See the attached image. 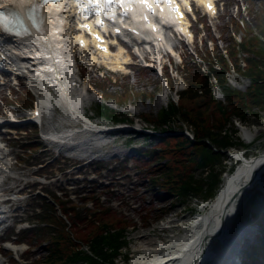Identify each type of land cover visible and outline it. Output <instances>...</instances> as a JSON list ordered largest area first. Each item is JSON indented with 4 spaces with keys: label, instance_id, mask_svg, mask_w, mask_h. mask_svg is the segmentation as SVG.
I'll list each match as a JSON object with an SVG mask.
<instances>
[{
    "label": "rangeland",
    "instance_id": "obj_1",
    "mask_svg": "<svg viewBox=\"0 0 264 264\" xmlns=\"http://www.w3.org/2000/svg\"><path fill=\"white\" fill-rule=\"evenodd\" d=\"M248 0H222V3L220 4V13L219 16L212 17V18H206L203 19L204 27L201 29L202 26L195 25V29L197 30V40L193 44H188L187 46L182 47L179 50L183 51L185 50L186 54L188 52L194 53V49L196 46H202V40L205 41L207 38V33L209 29L212 30V32L216 35V37L219 38V28L228 20H230V14L233 15V17H237L239 13L238 7L246 14L245 7L247 6ZM252 1V0H251ZM257 6L259 5L258 1ZM201 18V16H200ZM201 20V19H200ZM227 21V22H228ZM232 30L235 31L237 37H241V32H236V29ZM199 42V44H197ZM211 45V43H209ZM220 47L223 48L225 44L223 42L219 43ZM195 54V53H194ZM158 58H161L160 55H155ZM141 58H144V55H141ZM173 60V59H172ZM176 63L179 62V58L176 57L175 60ZM142 61L139 58L136 63L140 64ZM161 62H164L165 64L169 63V59L164 58L161 60ZM156 69L149 68L144 69L142 67H135L132 68L131 73H118V74H111V73H105V77L107 79H112L109 82V90L107 93L109 94H116L120 95L121 93L125 92V87H121L124 84H127L130 88H132L135 91L134 96L129 97L127 99H124L122 102L124 104L123 107H119L117 103L114 104L112 97H109L105 92V96L107 98L100 99V98H94L92 96H88V101H92L93 107L100 102L106 101L111 106L117 107L120 111L124 113H128L131 117L135 118L136 121L134 123H142L147 124L149 127L150 125L144 120L143 115L147 114H156L163 106L167 105L169 99L174 96L175 92H169L167 88L164 89L163 93L157 94L153 99L148 98L147 100H144L141 96H139L137 93L139 91H147V92H154L155 86L157 85L156 78L157 76H160V65L155 64ZM99 73H97L96 69H89L87 68L85 73V82L81 84V87H89L90 84L93 82L95 83L94 78L97 77ZM103 74V73H101ZM230 83L241 90H245L248 87L247 81L242 79L241 77L237 76L235 73L229 75ZM181 82V81H180ZM179 82V83H180ZM121 85V86H120ZM8 88L6 86L0 85V112L5 113L8 110H12L16 113H19L21 115L25 114L26 116L30 113L29 109H23L21 106L13 105L10 107H5L3 104V100L5 96H8L9 94ZM219 96V92H216ZM11 96V94L9 95ZM24 95L22 93L19 94L18 99H22ZM121 97V96H119ZM14 99L16 97H13ZM13 103V101H12ZM256 115H249L247 122L248 124H263L264 125V110L260 111L258 109H255ZM259 111V112H258ZM90 115H93V113H89ZM25 116V117H26ZM65 122H68V118L61 113L59 110H51L50 114L46 116L45 114L42 115L40 119V125H39V131L37 129L33 130V127L30 126V124L22 125L20 126V130L18 131L23 136H29L31 138H38L39 141L42 143V139L40 138V132H45L46 130H52L53 128H59L62 125L65 124ZM241 123L239 120L234 121V128L237 129L238 132V126H240ZM68 127V126H67ZM227 133H231L230 129L232 130L233 126L228 125L227 127ZM128 131H120L116 134L106 135L103 138L96 139L94 137H88L85 132L79 133L76 136H74V139L66 138L67 142H73V146L71 145H55L50 143H45V150L38 152L36 155H32L26 159L25 162L22 164H17L15 161L17 157L21 156L16 150L11 149L9 147H5L3 143L0 144V192L3 190H6V188H12L15 183H28L31 186V183L36 180V178L41 181L40 185H44L45 187L49 189L56 188L54 184L57 186L60 184L61 181H63V184L68 183L70 179H75L82 181L85 178L91 179V178H98L100 181H103L105 179L93 174V170L91 169L88 162L91 158L95 157L96 160L103 159L105 160V165H109L111 163H114L116 159L120 158L121 160L127 159V161H130L132 159V156L134 153H137L139 151L147 150L151 148L153 145H156L159 142V139H156L154 137H150L149 135H143L139 133H127ZM225 134V133H224ZM103 135V134H102ZM230 135V134H229ZM263 136V137H262ZM260 139H258L255 144L252 146H249L250 155H259L264 153V135H262ZM4 139L7 138V136H3ZM134 140L131 144H129L128 139L133 138ZM231 138L234 143L239 144V138L238 135L232 134ZM64 140V141H65ZM219 149L217 153L220 155V159L217 160L214 165L208 169V170H199L196 172V178L203 180V189L199 190V193L194 194L192 197L187 198V202L185 204L186 208H182V203H177L173 206L171 212L169 215H174L175 213L179 212L181 209H186V214H191L192 206L195 202L194 198L196 197L198 200H202L203 198L207 197L209 191V184L213 180V178L219 177V174L222 173L223 166L222 161H224L226 157L225 153V146L222 144L216 145ZM61 151V152H60ZM55 154V156L59 157H66L64 154L72 156L69 159H67V164H69L71 167L67 170L66 173L61 174L58 169H56L55 173L61 174L58 176L59 181L57 182L56 179L53 180L50 183L48 180L47 173L51 171L50 167L42 168L34 167L32 165L36 164L37 162H40L46 158V155ZM171 158V156H168ZM64 160V159H62ZM137 172H136V171ZM138 172H140V169L138 168V164L135 162H130V170L127 173L129 175L128 178H119L118 181L114 182V185L117 187L115 190H118V193L120 194L118 197L122 198L123 203L119 204L120 202L115 200V208L118 210L120 214L126 215L129 217V219L134 220L137 223L138 231L132 233L130 235L132 241L130 247L127 249L129 252L131 248L134 247L135 244L139 243L138 236L147 234L149 231H153L156 229L157 224V217L160 214V206L162 202H159L156 198V195L154 196L149 190L148 187V180L145 178H142L138 175ZM18 174L19 181L13 182V178L11 176H16ZM106 175V174H105ZM221 177L222 174H221ZM218 181V180H217ZM49 183V186H46V184ZM218 184V187L222 186V181L216 182ZM221 183V184H220ZM37 185V184H36ZM36 186L32 187L35 188ZM69 188H73V186H70ZM28 190V188H27ZM218 190V188H217ZM255 191H252L249 193V196L247 199H249ZM26 193V192H25ZM160 194H164L163 191L160 192ZM103 195H107V193H103ZM166 195V194H165ZM264 199V194H261ZM12 198H18L17 200H13V206H10V213L16 214V220L28 219L31 217L29 211L32 209V206H38L41 205L42 202H35L34 204H31L29 199H27V195L23 194L21 196L18 195H12ZM212 197V200L215 199V196H209ZM173 196H165L164 199L169 202ZM184 202V203H185ZM246 206V205H245ZM9 207V206H8ZM152 208V210H150ZM147 210H149V216L148 220L151 221V224L149 226V229L143 228L144 220L143 216L147 215ZM165 218V217H164ZM10 221V220H9ZM240 221L242 222H250V225L254 227L255 234L250 238L251 244H255L258 241L259 237V229L257 218L254 215V213L251 211L250 214L244 212V215L241 217ZM11 222V221H10ZM147 222V221H146ZM16 233V232H15ZM22 239V236H19V240ZM147 241H151L152 238L146 239ZM250 242V241H249ZM249 242H246L240 252V258L237 264H241L242 260L245 256L246 248L249 244ZM20 247V246H19ZM25 246H21L20 249L22 250ZM2 251V250H1ZM34 255L31 256L30 252L25 254V257L30 259L28 262L31 261V259H34L38 257L42 253V249L36 248L33 250ZM20 253V251H19ZM3 256L0 252V264H9L8 260H2Z\"/></svg>",
    "mask_w": 264,
    "mask_h": 264
},
{
    "label": "trees",
    "instance_id": "obj_2",
    "mask_svg": "<svg viewBox=\"0 0 264 264\" xmlns=\"http://www.w3.org/2000/svg\"><path fill=\"white\" fill-rule=\"evenodd\" d=\"M252 23V25L246 23V36L243 42H237L228 31H225L224 37L229 42L230 56L238 71L252 81L248 91L242 93L227 85L224 71L228 68V63L217 49V57L223 64V70L218 71L210 66L211 73L205 74L197 65L189 68L190 72L185 73L188 90L181 93V104L172 103L169 109H164L159 114L156 126L166 129L167 125L171 128L172 123L179 117L193 125L197 140L208 139L212 144L224 146L233 144L231 135L237 130L234 128L233 119L238 118L246 122L249 115L257 114L255 109L264 110V43L254 34L256 30L264 37V13L253 14ZM239 52L247 54L245 70L239 67ZM212 75L217 77L227 98V105L217 102L212 96ZM108 112V110L105 111L106 114ZM113 118L117 119L115 116ZM228 125L233 126L232 130L230 129L231 133H227ZM188 143L181 136H172L165 141L162 152H147V154L156 152L155 155L160 156L159 160L171 156L169 163H158L156 169L152 170L154 176L151 181L162 184L166 191L175 193L181 201L203 189V183H201L203 180L196 178V172L199 169L211 168L220 159V155L205 142L202 145L190 146L189 151L183 147ZM156 162L153 160L148 163V167ZM216 182V177L210 182L209 195L213 193ZM63 208L79 242L69 236L65 230L64 221L50 208L48 216L46 214L40 220L45 223V226L38 229L41 235L39 243H49L45 248L47 254L43 262L46 264H99L101 261L103 264H113L114 258L120 252V247L127 243L124 239L125 226L116 225L117 221L120 223L123 221L120 219L113 221L116 215L115 210L105 207L98 199L91 209L78 207L74 203ZM81 244L89 245L93 256L86 253L81 248ZM249 252H247L248 255Z\"/></svg>",
    "mask_w": 264,
    "mask_h": 264
},
{
    "label": "bare ground",
    "instance_id": "obj_3",
    "mask_svg": "<svg viewBox=\"0 0 264 264\" xmlns=\"http://www.w3.org/2000/svg\"><path fill=\"white\" fill-rule=\"evenodd\" d=\"M63 18H65L64 15L62 18H51L53 23L51 36L44 34L41 37L9 38L4 36V39L16 47L21 46L27 50L35 49L34 46L40 43L43 49L40 54L47 58L39 62L27 59L26 62L33 61L44 70L47 68L54 69L52 72L45 71L41 74L42 76H54L60 85L61 93L69 98L66 86L59 79L61 77L59 70L65 63L62 55L65 44L64 36L58 32L60 28L58 21ZM161 34L162 32L156 33V35ZM152 35L147 33L148 37H152ZM0 38L3 37L0 35ZM123 53L124 49L120 48L115 56V63L119 64L120 61L126 60L127 55H123ZM53 54H56V59L53 58ZM113 67L115 68V66ZM67 102L69 108L74 112L75 105L71 104L69 99ZM41 107L44 108V105ZM78 132L71 129L70 135H75ZM250 134V130L245 131L246 136H250ZM240 158L246 159V156L243 154L242 157L240 155ZM255 168L257 172L253 173ZM253 190L264 192V153L255 156L252 160L248 158L239 164L234 173L224 182L203 220L200 219L199 223L192 226L189 234L185 232L183 234L185 237H172L166 246L151 243L154 252L145 257L139 264H237L244 244L255 234V231L249 223L235 221L234 213L237 210L239 212L242 203L246 201L249 193ZM196 220L193 219V221ZM174 222L175 220L170 221V223ZM236 225L238 228L234 232ZM239 230L245 234L240 233L242 235H239ZM205 234L210 237H208L205 246L202 247L201 239ZM167 247L172 250L169 256H167L168 254L163 255Z\"/></svg>",
    "mask_w": 264,
    "mask_h": 264
},
{
    "label": "snow or ice",
    "instance_id": "obj_4",
    "mask_svg": "<svg viewBox=\"0 0 264 264\" xmlns=\"http://www.w3.org/2000/svg\"><path fill=\"white\" fill-rule=\"evenodd\" d=\"M62 0H42V2H40V0H37L36 3H34L31 8L29 9V14L32 15V13H34V11L36 9H39L49 3H61ZM78 3L81 2V0H77ZM83 2L87 3L89 8L92 9H99L100 8V2L99 0H83ZM114 2V0H103V4L108 6V11H111V5ZM115 2H118L121 6H123L126 2H128V0H115ZM138 3L143 4L145 6H147L150 10H151V3L150 0H137ZM154 2L156 4H160L161 0H154ZM165 3H168L169 5H171L172 0H164ZM85 11H87V9H85ZM154 11V10H153ZM98 16L102 15V13L100 11H97L96 13ZM147 18V17H145ZM6 19V15L4 12L0 11V24H3L4 21ZM100 24L103 25V21H100ZM84 27H89V25H85ZM5 30H10L9 28H6ZM97 39L99 40L100 37L97 36Z\"/></svg>",
    "mask_w": 264,
    "mask_h": 264
}]
</instances>
